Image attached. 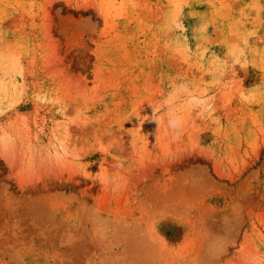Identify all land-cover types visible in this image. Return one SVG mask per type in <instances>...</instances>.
I'll use <instances>...</instances> for the list:
<instances>
[{
	"label": "rangeland",
	"instance_id": "obj_1",
	"mask_svg": "<svg viewBox=\"0 0 264 264\" xmlns=\"http://www.w3.org/2000/svg\"><path fill=\"white\" fill-rule=\"evenodd\" d=\"M0 264H264V0H0Z\"/></svg>",
	"mask_w": 264,
	"mask_h": 264
}]
</instances>
